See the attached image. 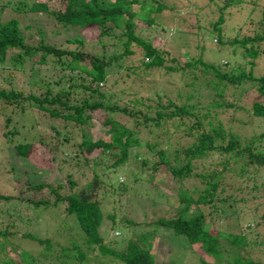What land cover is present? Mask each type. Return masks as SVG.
I'll return each instance as SVG.
<instances>
[{
  "label": "trees",
  "instance_id": "trees-1",
  "mask_svg": "<svg viewBox=\"0 0 264 264\" xmlns=\"http://www.w3.org/2000/svg\"><path fill=\"white\" fill-rule=\"evenodd\" d=\"M211 1L219 14L210 27L200 28L199 34L201 38L205 34L213 35L216 50L223 51L225 59L208 60L203 51L207 46L201 42L196 43L197 54L185 57L184 62L169 56L171 42L167 45V38L172 33L166 29L163 12L172 6L165 0L0 2V14L6 9L15 14L0 18V100L4 108L5 104L9 107L8 113H1L6 123H12L11 129L3 134L7 136L5 147L0 148V153L10 156V168L1 163L0 170L9 173L16 165V169H22L34 148L50 152L49 159L53 162L56 157L52 152L58 144L70 142L72 137V129L61 130V123H71L72 128L79 129V140L71 143L77 149L74 154H82L85 162L87 158H94L96 165H102L104 178L93 170L91 180L86 184L88 187L77 193L61 195L58 192L61 184L54 187L46 185L45 181L36 183L30 179L14 185V194L0 192V201L13 204L25 201V208L38 212L64 202L65 212L76 216L83 241L81 244L73 242L70 248H61L66 259L60 264H81L89 259V252L94 249L121 264H172L157 261L151 251L158 226L183 235L189 245L196 244V253L191 252L199 264H263L244 253L252 246L264 247V233L260 235L264 232V210L250 215L247 224L241 225L240 233L227 232L214 225V221L217 224L224 222L217 217L230 203L245 205L251 199V202H257L256 210L264 205V127L244 139L224 128L220 117L224 110L235 106L233 100L227 99L228 92L234 99L253 92L257 98L252 102L251 114L264 119V72L254 74L258 61L264 60V3L263 0ZM257 3L261 4L260 18L252 20L251 25L249 21ZM205 7L210 8V5ZM225 12L246 15L228 32L224 26ZM22 14L30 15L34 22L21 24L18 16ZM109 22L114 27L113 32ZM137 27L158 31L162 43L154 42L159 36L143 37ZM61 33L69 35L65 42H56L54 39ZM91 41L100 44V52L86 48ZM62 42L74 46L68 47ZM219 42L225 46L220 48ZM230 62H242L244 67L238 68L234 64L227 68ZM28 65L32 70L27 82L29 89L24 91L21 86L25 85L17 84L20 81H14V76L17 71L25 72ZM35 69L39 70L36 75L32 73ZM156 72L175 74L181 85L168 89L155 87L153 96H149L151 88L143 96L128 86L133 82L140 85L139 79ZM127 88H131L130 92H126ZM124 91L132 97L124 98L121 93ZM78 93L80 95L76 96ZM28 112L29 118L25 116ZM45 114L49 119V130L56 138L53 146L46 143L45 130L37 126L40 121L33 123L31 120L32 115L41 118ZM121 115L127 118L123 120ZM57 119L60 124H56ZM94 122L104 130L103 137L88 129ZM165 122L170 126L168 131L165 127L160 131V138H142L143 128H148L146 133L150 136L154 127ZM13 135L16 136L12 138ZM179 139L187 141L179 144ZM142 145L153 155H141L140 170L136 172H142V167L149 164V171L143 177L149 176L152 182L157 180L154 184L168 193L166 202L171 212L152 221L142 219L143 224L151 223L154 227L130 238L123 250H117L103 242L101 226L104 218L113 223L115 219L112 214H103L100 199L94 191L99 187H104V193L114 189L112 174L121 171L127 160L139 157L136 148ZM105 157L112 161L104 164ZM152 158L156 159L150 163ZM199 160L202 171H196L195 161ZM48 167L42 168L45 175L53 165L50 163ZM190 178H197V182L186 185L185 181ZM243 182H251V185L242 186ZM44 187L55 196L53 201L39 192ZM116 189V193L123 190L120 186ZM35 191H38L36 195ZM203 207L209 208L207 213ZM236 218L240 222L241 215ZM7 229V225L4 230L0 229V237L11 234ZM248 231L255 232H250L253 240ZM27 235L44 243L43 247L48 249V239ZM222 238L228 242V259L221 250L225 242H221ZM7 245L6 240L1 246L6 248ZM40 253L20 250L17 257L4 253L0 264H38Z\"/></svg>",
  "mask_w": 264,
  "mask_h": 264
},
{
  "label": "rangeland",
  "instance_id": "rangeland-1",
  "mask_svg": "<svg viewBox=\"0 0 264 264\" xmlns=\"http://www.w3.org/2000/svg\"><path fill=\"white\" fill-rule=\"evenodd\" d=\"M6 0H0V2H5ZM30 0H28L29 4ZM168 5L172 7H168L169 10L163 12L164 18L166 22V26H168L170 33L168 34L169 37L167 38L168 43L167 45L170 48V57H176L178 61L184 62L187 60L185 57L193 56L197 54L198 48H196V43L204 42L206 44V49L204 51V56L210 61H216L225 59V53L219 52L216 50V45L214 44L213 35L205 34L203 38L200 37L199 32H202L200 28L204 29L205 26L210 27L212 22L217 18L219 11L216 7L212 4L213 2L210 0H165ZM264 0L262 1V4ZM210 5V8L205 7L206 5ZM257 7H254V11L252 12L250 18V24L252 20H258L261 14V4L257 3ZM3 11L0 14V18H8L15 14L8 11ZM246 15V14H245ZM245 15H238L234 12H225V22L224 26L228 32H231L232 27H235L237 21H243ZM21 24L34 22L33 18L30 15L22 14L18 16ZM243 17V18H242ZM38 18V17H36ZM242 18V19H241ZM47 23V22H46ZM45 24V23H44ZM108 25L112 28L113 26ZM174 25V27H172ZM252 25V24H251ZM172 27V28H170ZM139 28L137 27V31ZM117 32V28L115 27V32ZM140 34L143 37L149 36H159L158 38L154 39L156 44H161L162 37L158 31H149L146 30H139ZM163 33V32H162ZM69 33H61L57 36L56 42H65ZM91 37V36H90ZM213 38V41H212ZM225 38H228L225 36ZM110 38L108 37V40ZM93 40V37L90 38ZM103 41L106 42V39L103 38ZM62 42V43H63ZM108 42V41H107ZM213 42V43H212ZM66 44L68 47H73L74 45ZM110 44V40L109 43ZM220 48L224 47L225 44L223 42H219ZM100 44L94 43L91 41L86 44V48H92L93 50L100 52L101 47ZM194 47L196 49H194ZM236 65L238 68L244 67L242 62L236 64L235 62L226 66L227 68L231 67L232 65ZM34 66V65H33ZM32 66V67H33ZM37 68V66L35 67ZM25 72L17 71V75L14 76V81H20L17 84H23L24 91L29 89V77L31 74L32 68L30 65L26 67ZM39 70H34L32 73L34 74ZM264 72V60L258 61L257 67L254 69L255 75H260ZM30 73V74H29ZM148 75L146 77H142L138 80L136 84H128L132 89L137 91V94H141L145 96L148 94L147 89L151 88L149 91V96L153 94L152 90L155 87L160 88H174L181 83L173 75H163L157 74ZM40 74V73H39ZM36 75V73L34 74ZM113 80V78H112ZM173 80V81H171ZM171 81V85H168ZM111 82V80H110ZM127 86V87H128ZM129 86V87H130ZM131 88H127L126 92H130ZM106 89H111L107 87ZM142 89V90H141ZM203 91V89L201 90ZM126 97H132L130 93L121 92ZM135 93V95H137ZM202 93V92H201ZM229 93V92H228ZM227 93V99L233 100L235 102V106L229 107L224 110L223 113L220 114L221 120L224 123V128H227L229 131H233L237 136L241 138H249L253 134L259 133L264 127V119L259 118L257 116H253L251 114V105L254 99L257 98V94L253 92L243 93L237 96L234 99V96ZM139 94V95H140ZM80 93L76 94L79 96ZM1 111L9 112V107L2 105L0 100V148L5 147V140L7 136H4V132L11 129L12 123H6L4 115ZM26 117L29 118L30 112L25 114ZM46 114L43 117H38L36 115H32L31 120L33 123H37L40 121L37 126L41 130L44 131V137L47 139L46 143L53 146L56 142V138L49 130V119H46ZM123 120L127 118L125 115H121ZM26 119V118H25ZM54 122V120H51ZM60 120L57 119L56 124H60ZM62 128L61 130H71V141L70 142H62L58 144V147L52 153L55 155V160L52 162L49 159L50 152H43L40 148H34L29 152V156L27 158V163L31 166L37 165L40 167L34 168L29 167V165L24 164L22 169H16L17 165L14 166L13 170H10L7 173L5 170H0V192H6L10 194H14L16 190V186L21 183L24 184L26 179H30V181L34 180L37 182L45 181L46 185L51 186H61L58 188V192L61 195H65L66 193H77L81 191L83 188H86V184L91 180L93 170L98 172L101 178H104L102 173V165H96L94 163V158H87L86 162L84 161L85 158L82 157V154L77 156L74 152L77 150L73 143L74 141L79 140V129L78 127L72 128L71 123H66L60 125ZM169 122H165L158 127H154L150 133V136L147 135L146 130L147 127L142 129V138L150 139L156 137L160 138L162 134L160 131L166 128L168 131ZM88 129L93 132L96 136H104V130L100 128V126L94 122L91 127L88 125ZM171 134L170 130L168 132ZM176 134V133H175ZM167 135V134H166ZM9 136V135H8ZM16 135L11 136L12 138ZM18 136V135H17ZM164 136V135H163ZM176 137V135H173ZM10 137V136H9ZM19 137V136H18ZM175 137H173L175 139ZM187 140L179 139V144L186 142ZM136 151L139 153V157L136 159H129L126 161L124 167L117 171V173L112 174L114 183V189L118 191L116 188L120 186V189L123 188L122 191L117 192L114 189L104 193V187L98 188L97 191H94L97 194V197L100 199L101 207L103 214L105 216L112 214L115 223L111 222L109 219L104 218L103 225L101 226V231L103 233L104 239L103 242L105 245L112 247L117 250H123L124 245L130 238L135 237L136 235H140L142 232L151 230L154 225L151 223L143 224V221H152L159 215H166L170 214L171 207L168 202H166L168 193L159 188L157 180L154 182L149 179V176H144L148 173L149 169L147 166L142 167V172L137 174L136 171L140 170V160L142 156H152L153 153L146 147V146H139L136 148ZM6 154L0 153V164L3 163L9 169L10 168V156ZM142 155V156H141ZM99 159V158H98ZM156 158L150 159V163L153 162ZM112 161V158L105 157L104 164H108ZM202 161H195L196 163V171H202ZM53 165V169L49 170V174H44L45 171L42 172V168L44 169L47 167L49 169V165ZM9 164V166H8ZM26 165V166H25ZM125 172V173H122ZM124 174V175H123ZM137 174V176L135 175ZM122 175L124 178H122ZM152 177V176H150ZM37 179V180H36ZM70 180L73 181V184L70 183ZM122 180L124 182L121 183ZM33 181V182H34ZM197 182V178H190L185 181L186 185H194ZM126 186H123L125 185ZM251 182H243L242 186H249ZM172 189V187H171ZM245 191V190H243ZM39 192L44 193L47 195L50 200L53 201L54 195L51 193L49 188L44 187ZM113 192L115 194H113ZM38 191H35V195ZM24 196V195H23ZM166 202V203H165ZM259 202V201H258ZM18 204L13 203H5L0 201V229L4 230L5 225L8 226V232L11 233L6 238L0 237V259H2L4 253L8 254L9 256L17 257V253L20 250H30L31 252H41L37 255L38 264H60L61 260H65L63 258V253L61 248H70L71 245L74 243H79L83 241L82 232L79 227L78 220L74 214H67L64 210V202H59L55 207L43 208L41 212H38L34 209L25 208L26 202H17ZM256 203L251 202V199L243 205V203L239 204H232L227 205L219 215L217 220L223 219V223L219 222L218 224L214 221V225L222 228L223 230H227V232L231 233H240L242 230V226L247 224L246 221L250 220V215L260 214L264 210V205L259 206L256 210ZM175 205V204H174ZM209 210L208 207H203L204 213H207ZM239 210V211H238ZM48 213L46 214L45 212ZM241 215V219L243 221L238 222L236 216ZM128 220H131L133 223H129ZM225 223V225H224ZM242 225V226H241ZM158 229V230H157ZM161 229V230H160ZM156 233L153 238V245L151 247V251L156 255L155 258L157 261H164V262H172V264H199V261L195 259V255L192 254V250L196 253L197 245H189L187 239L181 235L174 233L173 231L169 230L168 228L164 227H156ZM251 233H255L254 231H250ZM250 232L248 231V235L251 238ZM264 232H261L262 235ZM32 234L38 238H46L48 239V249L44 248V243L37 242L36 239H32L29 235ZM81 234V235H80ZM255 235V234H254ZM225 237V236H224ZM262 238V237H260ZM6 240L8 241V245L6 248H3L1 245L2 243L5 244ZM225 241V242H224ZM255 241V240H254ZM250 241V242H254ZM221 242L223 244V253L224 256L228 259L229 258V248L227 247V239L222 238ZM44 246V247H43ZM82 246V245H81ZM261 246V245H260ZM260 246H252L251 248L245 251L244 255L246 256H253L256 259H259L264 264V247ZM89 259L84 261L81 264H101L100 262H105L106 264H121L118 263L116 259H113L111 256L102 255L97 249L91 250L89 252ZM257 256V257H256ZM163 262V263H164Z\"/></svg>",
  "mask_w": 264,
  "mask_h": 264
}]
</instances>
